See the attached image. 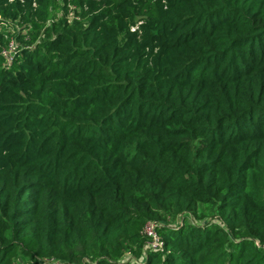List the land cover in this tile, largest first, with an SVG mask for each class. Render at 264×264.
Returning a JSON list of instances; mask_svg holds the SVG:
<instances>
[{
  "label": "trees",
  "instance_id": "16d2710c",
  "mask_svg": "<svg viewBox=\"0 0 264 264\" xmlns=\"http://www.w3.org/2000/svg\"><path fill=\"white\" fill-rule=\"evenodd\" d=\"M50 263L264 264V0H0V264Z\"/></svg>",
  "mask_w": 264,
  "mask_h": 264
},
{
  "label": "built area",
  "instance_id": "2783aa9c",
  "mask_svg": "<svg viewBox=\"0 0 264 264\" xmlns=\"http://www.w3.org/2000/svg\"><path fill=\"white\" fill-rule=\"evenodd\" d=\"M17 50V44L11 42L9 46L3 50L2 55L6 60V65L11 66L14 61V55ZM143 234L148 238L146 250L147 251H159L163 248V242L160 240V237L156 230V225L153 223L146 224Z\"/></svg>",
  "mask_w": 264,
  "mask_h": 264
},
{
  "label": "rangeland",
  "instance_id": "374dc122",
  "mask_svg": "<svg viewBox=\"0 0 264 264\" xmlns=\"http://www.w3.org/2000/svg\"><path fill=\"white\" fill-rule=\"evenodd\" d=\"M50 264H53V263H50ZM57 264V263H56Z\"/></svg>",
  "mask_w": 264,
  "mask_h": 264
}]
</instances>
